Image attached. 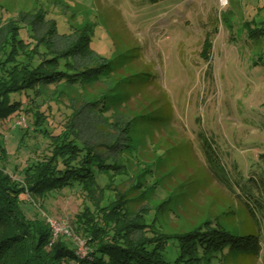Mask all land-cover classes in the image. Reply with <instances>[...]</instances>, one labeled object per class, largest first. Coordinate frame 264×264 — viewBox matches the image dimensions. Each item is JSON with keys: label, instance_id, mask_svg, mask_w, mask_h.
<instances>
[{"label": "rangeland", "instance_id": "obj_1", "mask_svg": "<svg viewBox=\"0 0 264 264\" xmlns=\"http://www.w3.org/2000/svg\"><path fill=\"white\" fill-rule=\"evenodd\" d=\"M0 9L13 18L45 12L60 34L86 31L90 48L112 63L87 98L106 94V116L133 119L118 158L131 215L149 212L170 235L204 221L253 233L256 254L210 264H264V38L249 37L264 21V0H0ZM39 91L46 100L83 102L63 83ZM0 139V166L15 179L48 143L25 116L0 121ZM81 207L64 192L42 212L55 238L73 244L76 264L92 251L71 221Z\"/></svg>", "mask_w": 264, "mask_h": 264}, {"label": "trees", "instance_id": "obj_2", "mask_svg": "<svg viewBox=\"0 0 264 264\" xmlns=\"http://www.w3.org/2000/svg\"><path fill=\"white\" fill-rule=\"evenodd\" d=\"M0 23V121L25 116L48 139L21 178L0 166V264H76L71 241L55 238L42 215L64 192L80 200L71 221L92 247L80 264H210L217 256L257 253L260 240L253 233L234 235L204 221L170 235L149 212L131 215L118 158L130 143L133 119L118 111L106 116V94L87 98L98 78L112 75V63L90 48L86 31L60 34L45 12L13 18L0 9ZM250 31V38H264V21ZM62 83L79 89L83 102H64L62 95L46 100L39 91ZM90 114L101 123L90 122ZM4 148L0 139V162ZM258 197L264 200V189Z\"/></svg>", "mask_w": 264, "mask_h": 264}, {"label": "built area", "instance_id": "obj_3", "mask_svg": "<svg viewBox=\"0 0 264 264\" xmlns=\"http://www.w3.org/2000/svg\"><path fill=\"white\" fill-rule=\"evenodd\" d=\"M51 225L53 226L52 222H51ZM54 227V226H53Z\"/></svg>", "mask_w": 264, "mask_h": 264}]
</instances>
